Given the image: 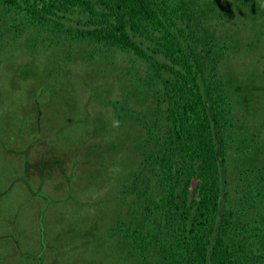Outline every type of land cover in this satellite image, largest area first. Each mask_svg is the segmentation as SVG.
Instances as JSON below:
<instances>
[{
    "label": "trees",
    "instance_id": "obj_1",
    "mask_svg": "<svg viewBox=\"0 0 264 264\" xmlns=\"http://www.w3.org/2000/svg\"><path fill=\"white\" fill-rule=\"evenodd\" d=\"M3 2L9 12L58 39L91 45L90 59L104 49L121 53V61L131 56L130 62L146 66L142 70L125 61L130 82L145 85L156 105L152 112L125 108L126 94L112 112L122 139L115 137L112 148L115 141L129 145L137 162L123 161L117 175L113 161L92 175L70 207L76 213L72 226L83 228L80 240L70 239V249L79 251L94 241L102 257L97 256L98 264H264V103L256 130L238 112L236 93L221 71L237 50L233 29L221 31L222 21L210 22L232 18L236 8L248 6V16L261 26L258 42L264 35V0ZM74 13L85 16L83 26L70 23ZM98 117L90 119L105 125ZM137 124L143 135L131 133L128 125ZM54 138H48V147ZM238 140L249 143L238 151ZM23 147L25 167L46 151ZM53 164L61 165L58 180L68 183L71 175L58 159L40 161V180L49 178L44 171ZM19 180L29 191L27 173ZM53 184L48 187L57 192ZM11 192L23 205L31 203L18 189ZM36 255L26 258L44 264Z\"/></svg>",
    "mask_w": 264,
    "mask_h": 264
},
{
    "label": "rangeland",
    "instance_id": "obj_2",
    "mask_svg": "<svg viewBox=\"0 0 264 264\" xmlns=\"http://www.w3.org/2000/svg\"><path fill=\"white\" fill-rule=\"evenodd\" d=\"M249 11L248 6L238 7L232 18L210 22L212 25L222 21L224 24L217 27L221 31L230 33L233 29L237 50L223 61L221 71L236 93L238 112L257 130V122L263 119L260 110L264 103V35L257 42V27L261 26L248 16ZM71 18L75 27L83 26L82 21L86 20L81 13H74ZM89 50L91 45L58 39L50 30L9 12L0 0V197L4 194L0 202V264H32L30 258L36 254L43 257L44 264L101 262L94 241L84 251L70 249V239L80 240L79 231L83 232V228L72 226L76 213L71 204L86 191L97 170L104 171L115 161L117 166L113 162L111 168L118 175L123 161H133L134 149H129V145L115 141L112 148V140L120 136L112 112L123 96H129L125 108H148L151 113L156 105L145 85L130 82L125 70L127 60L128 65L142 70L146 68L143 62H130L133 57L129 55V59L121 61V53L104 49L90 59L86 53ZM92 117L101 118L105 125ZM128 127L135 136L144 134L140 124ZM53 136L55 141L48 147V138ZM31 141L41 143L36 147L37 143L35 146ZM25 143L31 144L34 152L46 149L43 156L33 155L36 160L31 159L26 167L25 151H21ZM246 144L238 140L235 148L239 151ZM232 155L235 156L233 151ZM54 159L62 164L65 174L71 175L68 183L58 180L62 179L61 165L56 164L44 171L49 178L40 180L37 165L41 160L46 165ZM134 159L133 163L137 162ZM23 173H27L29 191L19 180ZM52 184L57 192L48 187ZM16 189L31 203L23 205L14 192L8 193ZM30 190L34 191L33 198ZM63 198L66 200L55 202ZM37 240L40 246L35 243Z\"/></svg>",
    "mask_w": 264,
    "mask_h": 264
}]
</instances>
